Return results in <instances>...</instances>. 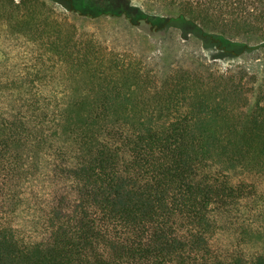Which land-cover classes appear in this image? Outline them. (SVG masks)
I'll list each match as a JSON object with an SVG mask.
<instances>
[{
    "label": "trees",
    "instance_id": "obj_1",
    "mask_svg": "<svg viewBox=\"0 0 264 264\" xmlns=\"http://www.w3.org/2000/svg\"><path fill=\"white\" fill-rule=\"evenodd\" d=\"M67 1L183 52L0 0V264H264V0Z\"/></svg>",
    "mask_w": 264,
    "mask_h": 264
},
{
    "label": "rangeland",
    "instance_id": "obj_2",
    "mask_svg": "<svg viewBox=\"0 0 264 264\" xmlns=\"http://www.w3.org/2000/svg\"><path fill=\"white\" fill-rule=\"evenodd\" d=\"M45 1L48 5L52 6L57 13L61 14L63 17H67L72 23H74L82 35H96L101 41H104V44H106L109 49L118 53L119 56H121L122 50L125 49L126 43H128V45L133 43L136 50L140 53H147L149 55L155 53L162 44H166L169 49H171L172 53L180 54L183 52V47L178 45V42L181 40V35L178 30L171 29L170 33L166 34L168 36L163 38L159 36V32H156V38H146L143 32L136 28H132V25L122 18L125 17L124 15L113 16L103 14L97 16L98 18H90L89 16L82 15L75 10H71L67 0ZM132 3L141 5L144 10L153 14H157L159 11V8H157L156 5L149 6V4H146L143 0H132ZM77 6H79V4ZM188 39L189 42L185 50L186 57L194 53V51H204L209 58L217 54L215 49L208 48L207 50H204L200 45V41L192 36H189ZM257 54L258 52L251 56L245 55L242 57L250 62L255 61L254 57L258 56ZM233 61L234 60L223 58L216 59L215 63L219 67H224L229 62Z\"/></svg>",
    "mask_w": 264,
    "mask_h": 264
}]
</instances>
